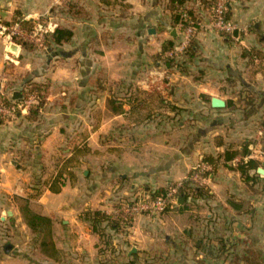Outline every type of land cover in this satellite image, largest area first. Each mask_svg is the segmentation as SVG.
I'll return each mask as SVG.
<instances>
[{
    "label": "crops",
    "instance_id": "obj_1",
    "mask_svg": "<svg viewBox=\"0 0 264 264\" xmlns=\"http://www.w3.org/2000/svg\"><path fill=\"white\" fill-rule=\"evenodd\" d=\"M167 1L0 0V26L19 31L0 34V99H21L25 77L48 86L35 120L0 117V264H264V0H227L235 41L187 3L195 54L171 70L153 60L182 32ZM40 23L73 36L38 47L27 34ZM202 157L214 166L199 197L107 229L108 246L82 219L128 216L138 195L182 182ZM23 208L50 220L51 256L28 242Z\"/></svg>",
    "mask_w": 264,
    "mask_h": 264
},
{
    "label": "trees",
    "instance_id": "obj_2",
    "mask_svg": "<svg viewBox=\"0 0 264 264\" xmlns=\"http://www.w3.org/2000/svg\"><path fill=\"white\" fill-rule=\"evenodd\" d=\"M193 0H168L166 4V9L168 13L170 14V20L171 24L173 26L179 24L181 25V30H183L186 27V22L184 20V16L190 20L193 21L195 32L197 31V28L199 26V21L197 16L194 14L192 9H185V5ZM216 0H199L200 4L204 6L205 9L209 11V15L211 13V9L214 5ZM71 9H75L74 13L78 15L80 18L84 17L85 14L82 13L79 9H76L75 7L68 8V12L72 11ZM228 17V12H227ZM26 27V24H25ZM29 28V27H26ZM30 30V29H29ZM73 33L71 29L69 28H63V27H57L53 33L49 34L45 39V46L51 47V45L60 46L63 43H68L70 39L72 38ZM20 45L23 48L27 49H34V45L32 43L26 42V41H19ZM174 43L173 40H169L163 43L162 49L159 55H156L153 57V60L155 63H158L161 61L166 69L171 70L173 67H181L184 63L183 61L171 59L168 57H163L164 53L173 48ZM195 52V46L193 41L191 40L188 48L185 51V57H193ZM26 78V77H25ZM24 78L23 80V89H26L29 93L33 94L36 103L33 104L28 112L25 114L27 117L31 120H35L39 114L40 109L44 106L47 96V90L48 86L46 84L41 83H35L32 80H26ZM1 102L5 106H11V105H18L20 101H11L7 98H1ZM17 115H23L20 111H16ZM262 128H264V116L262 118ZM199 163H205L211 167L210 172H205L202 174L203 177L209 176L213 171V160L212 158L208 157H202L199 161ZM194 171H190L187 175V177L181 182V186L179 188V196L188 198L189 194H192L193 197H199V195L202 193V187L199 184L192 183L189 179L192 176ZM165 190H161L158 192L153 193L152 195H149L150 197H156L158 195H161L164 193ZM22 219L26 226L34 233L35 240L37 241L38 248L40 249V252L51 256L54 252V244L52 241V224L48 218L41 217L39 215L34 214L31 212L28 208L22 209ZM82 219L87 221L90 224V227L92 231L96 234H98L100 237L104 238L103 242L106 244V246L110 243V237L106 233V230L109 229L111 231H120L122 228L130 226L133 220V215L128 216H116L115 218H112L111 216H108L100 211H86L82 213L81 215ZM245 263H252L253 260L244 258L243 260Z\"/></svg>",
    "mask_w": 264,
    "mask_h": 264
},
{
    "label": "built area",
    "instance_id": "obj_3",
    "mask_svg": "<svg viewBox=\"0 0 264 264\" xmlns=\"http://www.w3.org/2000/svg\"><path fill=\"white\" fill-rule=\"evenodd\" d=\"M227 0H216L210 13V26L218 34H222L231 40H236L238 37L239 29L231 20L227 17ZM186 27L182 30L179 40L174 44L173 48L165 53V57L171 59L179 58L188 48L194 34L195 27L192 20L184 16ZM54 26L49 24L40 23L37 24L34 29L27 34V38L38 47H42L45 37L53 33ZM6 32L10 36H16L19 34L17 26H10L7 28L0 26V34ZM18 105L5 106L0 99V117H10L16 114V111H20L22 114H26L29 108L36 103V99L33 94L28 91L25 92L23 97L18 100ZM194 173L190 177V181L194 184H200L202 181V174L208 171V166L205 163H198L193 167ZM181 182L169 185L165 192L156 197H150L148 195H138L136 200L126 208V212L129 215H159L164 213L172 205L176 204L179 197V188Z\"/></svg>",
    "mask_w": 264,
    "mask_h": 264
},
{
    "label": "water",
    "instance_id": "obj_4",
    "mask_svg": "<svg viewBox=\"0 0 264 264\" xmlns=\"http://www.w3.org/2000/svg\"><path fill=\"white\" fill-rule=\"evenodd\" d=\"M148 34H154V30H149L148 31ZM20 99V94H18V93H15L14 95H13V100L14 101H17V100H19ZM211 106L213 107V108H223V106H224V102L223 101H221V100H219V99H217V98H213V99H211ZM262 172V170H259L258 171V173H261ZM177 202L179 203V204H182L183 202H184V198H182V197H179L178 199H177ZM9 215V214H8ZM10 249H11V246L10 245H6L5 247H4V250H5V252H9L10 251Z\"/></svg>",
    "mask_w": 264,
    "mask_h": 264
},
{
    "label": "rangeland",
    "instance_id": "obj_5",
    "mask_svg": "<svg viewBox=\"0 0 264 264\" xmlns=\"http://www.w3.org/2000/svg\"><path fill=\"white\" fill-rule=\"evenodd\" d=\"M196 165H197V164H196ZM196 165H195V166H196ZM195 166H194V167H195ZM162 214H163V213H162ZM159 215H161V214H159ZM154 216H155V215H154ZM29 235H30V233L28 234V236H29ZM35 236H36V235L33 233V234L30 235L29 238H28V242H29V243H32V245H31L32 247H33L34 243L37 242V241H36V242L34 241V239H35L34 237H35ZM10 241H11L10 239H8V240L6 239L4 242L10 243ZM14 245H15V244H14ZM14 248H15V247H14ZM102 250H104V249H103V245H102V248H101V249L99 250V252H98V254H99L98 256H100V254L103 253ZM102 255H103V254H102ZM33 256H36V255H33ZM60 257H61V256L59 255V258H60Z\"/></svg>",
    "mask_w": 264,
    "mask_h": 264
}]
</instances>
